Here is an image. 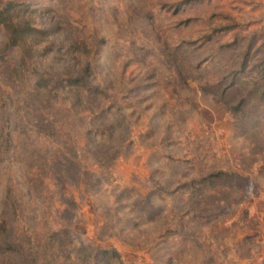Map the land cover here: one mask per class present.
Segmentation results:
<instances>
[{
    "label": "rangeland",
    "instance_id": "374dc122",
    "mask_svg": "<svg viewBox=\"0 0 264 264\" xmlns=\"http://www.w3.org/2000/svg\"><path fill=\"white\" fill-rule=\"evenodd\" d=\"M17 1L0 216L51 210L64 264H264V0Z\"/></svg>",
    "mask_w": 264,
    "mask_h": 264
},
{
    "label": "trees",
    "instance_id": "16d2710c",
    "mask_svg": "<svg viewBox=\"0 0 264 264\" xmlns=\"http://www.w3.org/2000/svg\"><path fill=\"white\" fill-rule=\"evenodd\" d=\"M21 5L23 4L17 0H10L0 6V25L11 32L10 39L13 44L18 43L28 34L44 33L42 29L32 27L27 22L22 24L15 22V10ZM84 81L83 75L68 77L58 87H66L64 84H68L70 88L83 86ZM85 90L89 93L91 88ZM232 109L236 111L237 105ZM0 138L4 144L11 140L9 132L3 127L0 128ZM61 152L65 156L64 163L67 165L74 163L77 158L69 157L65 148ZM57 159L58 157L55 156L54 160ZM7 209L8 211L0 216V264H64L65 259L71 256L61 253L66 243H63L59 236L66 231L60 229V224L57 229L52 226L56 222L51 210L43 212L39 217L33 215L27 217L25 208L17 199L12 198L7 200ZM97 258L117 260L118 264H124L122 255L116 248L97 249L96 254L90 258L91 263L95 264Z\"/></svg>",
    "mask_w": 264,
    "mask_h": 264
}]
</instances>
